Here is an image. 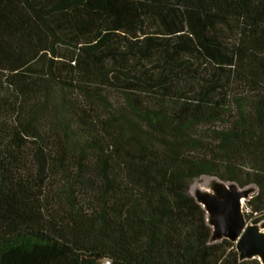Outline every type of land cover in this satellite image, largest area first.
<instances>
[{
    "label": "trees",
    "instance_id": "1",
    "mask_svg": "<svg viewBox=\"0 0 264 264\" xmlns=\"http://www.w3.org/2000/svg\"><path fill=\"white\" fill-rule=\"evenodd\" d=\"M202 177L264 223V0H0V264H262Z\"/></svg>",
    "mask_w": 264,
    "mask_h": 264
},
{
    "label": "water",
    "instance_id": "2",
    "mask_svg": "<svg viewBox=\"0 0 264 264\" xmlns=\"http://www.w3.org/2000/svg\"><path fill=\"white\" fill-rule=\"evenodd\" d=\"M251 192L235 184L215 182L195 199L205 209L215 241L227 239L236 244L243 260L258 259L264 264V223L249 224L243 212L244 200Z\"/></svg>",
    "mask_w": 264,
    "mask_h": 264
},
{
    "label": "rangeland",
    "instance_id": "3",
    "mask_svg": "<svg viewBox=\"0 0 264 264\" xmlns=\"http://www.w3.org/2000/svg\"><path fill=\"white\" fill-rule=\"evenodd\" d=\"M215 182H220V180L213 178V177H202L200 179H197L195 181H193V183L191 184L190 187V194L195 197L196 193L199 191H208L211 186L213 185V183ZM246 190H249L251 192V194H253V192L256 190L254 187H249ZM250 200V198L244 200L243 203V212L245 214V209L248 207V201Z\"/></svg>",
    "mask_w": 264,
    "mask_h": 264
},
{
    "label": "built area",
    "instance_id": "4",
    "mask_svg": "<svg viewBox=\"0 0 264 264\" xmlns=\"http://www.w3.org/2000/svg\"><path fill=\"white\" fill-rule=\"evenodd\" d=\"M246 216V215H245ZM249 224H251L250 222H248Z\"/></svg>",
    "mask_w": 264,
    "mask_h": 264
}]
</instances>
